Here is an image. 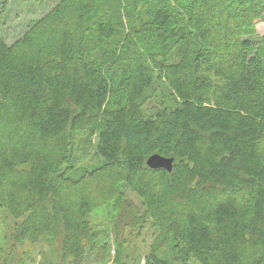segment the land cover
Segmentation results:
<instances>
[{"label":"trees","instance_id":"16d2710c","mask_svg":"<svg viewBox=\"0 0 264 264\" xmlns=\"http://www.w3.org/2000/svg\"><path fill=\"white\" fill-rule=\"evenodd\" d=\"M257 22L264 0H60L0 35L6 264H132L146 233L139 264H264Z\"/></svg>","mask_w":264,"mask_h":264},{"label":"rangeland","instance_id":"374dc122","mask_svg":"<svg viewBox=\"0 0 264 264\" xmlns=\"http://www.w3.org/2000/svg\"><path fill=\"white\" fill-rule=\"evenodd\" d=\"M60 0H0V35L8 44L15 41L25 30L26 26L32 21L38 19L49 11ZM257 36L264 33V22H257L254 26ZM127 197L135 205H139V200L134 197L133 193L126 190ZM106 212L94 213L90 216V223L94 229L100 228L105 222ZM150 233L143 237L133 238L130 249L131 258L134 259L132 264H139V258L146 252V247L150 241ZM6 212L0 208V264H6L8 248L6 246ZM113 254V250H111ZM21 256L20 252L13 257L10 264H15L17 258ZM48 259L44 264H48L49 258L54 262V254L50 251L47 254ZM37 260L39 258L37 257ZM50 264V263H49ZM142 264V262L140 263Z\"/></svg>","mask_w":264,"mask_h":264},{"label":"water","instance_id":"95a60500","mask_svg":"<svg viewBox=\"0 0 264 264\" xmlns=\"http://www.w3.org/2000/svg\"><path fill=\"white\" fill-rule=\"evenodd\" d=\"M173 158L162 157L158 154H153L149 156L146 160L147 168L151 170H165L166 172H171L172 170Z\"/></svg>","mask_w":264,"mask_h":264}]
</instances>
